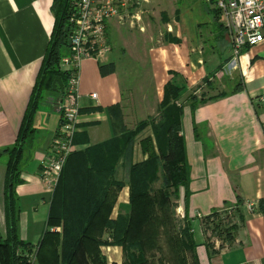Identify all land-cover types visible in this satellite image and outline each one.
<instances>
[{
	"label": "crops",
	"instance_id": "obj_1",
	"mask_svg": "<svg viewBox=\"0 0 264 264\" xmlns=\"http://www.w3.org/2000/svg\"><path fill=\"white\" fill-rule=\"evenodd\" d=\"M207 3L211 20L195 23L179 13L174 29L169 27L163 36L164 44L151 49L149 55L157 106L167 83L182 89V95L215 98L194 108L190 102L182 103L180 135L189 170L188 196L183 201L185 217L195 223L214 212L239 211L230 247L210 252L202 234L196 232L195 251L189 259H195L196 264H264V218L257 212V204L264 198V43L245 47L234 56L227 32L214 21V4ZM52 4L53 0H0V150L16 143L22 127L54 30ZM118 29L112 20L108 38ZM228 84L232 89L227 90ZM58 94H43L36 106L31 119L33 140L21 164V183L14 189L19 210L17 236L33 248L34 256L47 230L61 233L60 225L47 226L53 192L40 180L41 163L60 124V105L47 102V98L57 99ZM90 94H96L97 99L92 100ZM79 95V123L72 153L114 137L111 107L121 106L125 127L133 129L124 105L122 68L113 50L100 62H81ZM146 132L137 136L131 153L116 167L115 179L124 187L117 193L111 220L129 212V167L146 159L138 146ZM5 176L6 166L0 164L3 240L7 235ZM249 204L253 206L251 211Z\"/></svg>",
	"mask_w": 264,
	"mask_h": 264
},
{
	"label": "trees",
	"instance_id": "obj_2",
	"mask_svg": "<svg viewBox=\"0 0 264 264\" xmlns=\"http://www.w3.org/2000/svg\"><path fill=\"white\" fill-rule=\"evenodd\" d=\"M72 2L53 0L54 30L22 127L16 143L0 150V157H6L4 205L7 227L6 238H0V264H28V256H34L33 248L17 236L19 210L14 189L21 183L20 168L25 153L31 147L34 136L31 119L40 98L43 94H53L51 84L56 77L60 78L66 90L67 74L60 69V61L69 50ZM211 3L214 4L213 1ZM213 17L219 24V12L215 7ZM181 96L182 89L167 83L158 105L157 118L140 121L131 130L124 125L120 106L111 107L109 115L114 137L69 155L53 191L47 218V226L60 225L61 233L49 230L44 233L35 252L36 263L106 264L99 249L109 244L122 249V264H149L148 253L158 250L159 238L164 236L171 247V264H189L187 254H194L196 243L187 228L181 232L176 229L171 201L179 197L180 188L185 202L188 196L189 170L180 135L184 102H179ZM62 97L58 94V98ZM212 99L215 98L197 99L192 94L185 101L194 108ZM148 128L151 135L139 141L146 159L129 167V212L118 214L115 220H111L109 217L117 193L124 187L115 179L116 167L131 153L137 136ZM159 182V187L155 188ZM239 204L241 202L238 201ZM257 212L264 218V198L259 200ZM219 213L214 212L205 219H212ZM236 229V224H233L229 231ZM229 231H224L226 243L232 241ZM206 246L214 252L207 243ZM191 264H196V260L192 259Z\"/></svg>",
	"mask_w": 264,
	"mask_h": 264
},
{
	"label": "rangeland",
	"instance_id": "obj_3",
	"mask_svg": "<svg viewBox=\"0 0 264 264\" xmlns=\"http://www.w3.org/2000/svg\"><path fill=\"white\" fill-rule=\"evenodd\" d=\"M208 8H210V5L206 0H152L150 3L130 12L131 16L138 13V21L131 17L121 22L115 20L119 29L114 32L112 38L109 36L108 39L111 51L113 50V53L117 56L119 65L122 68L124 105L127 108L126 113L129 114L128 123L130 127L134 125V128L138 122L151 117L157 118L158 116L156 90L149 67L151 49L164 44L163 36L169 27L174 29L179 13L188 15L195 23H206L212 19L211 14L208 13ZM232 87V84H228L227 90L232 89ZM190 95L192 94L182 95L179 102L182 103ZM197 96V99L205 97L200 96V94ZM120 108L122 119H124L123 109L121 106ZM146 133L147 136L151 135L150 128L147 129ZM5 162L6 157H0V164L4 165ZM159 184L160 182L155 184L154 187L158 188ZM182 192L183 189L180 188L179 197L171 199L174 204L172 218L176 229L181 232L187 228L194 241L197 235L196 232H200L204 241L212 249L230 247L234 243L235 231H229V228L231 225L236 224L239 211L237 209L226 210L212 219L200 218L192 223L184 214ZM225 230L229 231L231 236L232 241L230 243L225 242L227 236ZM219 233L221 235H218ZM102 247L104 249L101 253L107 264H114V262L122 264L123 253L120 247L109 244ZM105 247L112 248L107 252ZM189 256L187 254V261L191 264ZM171 258V247L165 237L160 236L158 250L148 253L149 264H171Z\"/></svg>",
	"mask_w": 264,
	"mask_h": 264
},
{
	"label": "built area",
	"instance_id": "obj_4",
	"mask_svg": "<svg viewBox=\"0 0 264 264\" xmlns=\"http://www.w3.org/2000/svg\"><path fill=\"white\" fill-rule=\"evenodd\" d=\"M152 0H73L70 20V45L60 61V69L67 74L66 90L60 104V124L55 133L48 155L41 163L40 180L53 192L64 164L72 153V143L79 123L80 95L79 69L85 59L100 62L111 52L108 25L112 20L128 17L139 20L138 9ZM214 2L219 12V22L227 32L234 56L245 47L264 43V0H206ZM92 100L96 94H90ZM248 210L253 206L249 204ZM112 247H105L107 252ZM104 249V247H103ZM28 264H35L33 254Z\"/></svg>",
	"mask_w": 264,
	"mask_h": 264
},
{
	"label": "water",
	"instance_id": "obj_5",
	"mask_svg": "<svg viewBox=\"0 0 264 264\" xmlns=\"http://www.w3.org/2000/svg\"><path fill=\"white\" fill-rule=\"evenodd\" d=\"M67 31H68V29H67ZM69 45H70V40H68V46ZM51 89H52V92H55V93L59 92L60 95H63L64 88L62 86L60 78H58V77L54 78V80L52 81V84H51ZM61 101H62V98H57V99H54L53 97L47 98V102H49V103L55 102L58 106L61 104Z\"/></svg>",
	"mask_w": 264,
	"mask_h": 264
}]
</instances>
